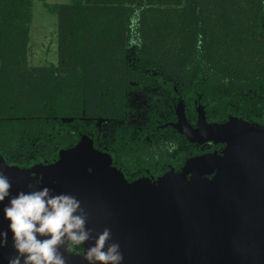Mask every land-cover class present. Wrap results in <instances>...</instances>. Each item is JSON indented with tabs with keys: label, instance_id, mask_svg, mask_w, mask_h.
Instances as JSON below:
<instances>
[{
	"label": "trees",
	"instance_id": "1",
	"mask_svg": "<svg viewBox=\"0 0 264 264\" xmlns=\"http://www.w3.org/2000/svg\"><path fill=\"white\" fill-rule=\"evenodd\" d=\"M44 6L56 16L58 59L33 65V0H0V154L7 164L54 162L61 149L86 135L128 181L156 178L170 168L180 171L189 157L223 148L191 143L163 126L176 121L178 102L191 125L198 105L208 122L233 116L264 125V0H69ZM137 10L143 46L129 49V17ZM133 85L157 87L164 102L140 123H119ZM99 119L109 122L105 133Z\"/></svg>",
	"mask_w": 264,
	"mask_h": 264
},
{
	"label": "water",
	"instance_id": "2",
	"mask_svg": "<svg viewBox=\"0 0 264 264\" xmlns=\"http://www.w3.org/2000/svg\"><path fill=\"white\" fill-rule=\"evenodd\" d=\"M175 115L164 126L191 143L223 144L220 153L192 156L180 171L131 181L86 135L48 164L18 167L0 154V172L11 183L10 196L0 202V232H7L0 264L16 255L4 207L19 192L44 187L74 195L93 230L81 252L59 249L66 264H88L85 251L105 228L120 246L121 264H264V125L233 116L208 122L198 105L193 126L182 102Z\"/></svg>",
	"mask_w": 264,
	"mask_h": 264
},
{
	"label": "clouds",
	"instance_id": "3",
	"mask_svg": "<svg viewBox=\"0 0 264 264\" xmlns=\"http://www.w3.org/2000/svg\"><path fill=\"white\" fill-rule=\"evenodd\" d=\"M140 15V10H137L129 17V49L143 46L138 32ZM10 189L8 177L0 172V202L10 196ZM3 212L4 218L10 221L8 228L13 234L12 246L16 252L8 264H66L59 251L62 246L66 245V250H71L92 239L93 230L86 227L88 214L74 195H53L47 187L19 192L9 200ZM111 239L108 228L96 236L94 246L84 254L88 264H121L120 246ZM5 246L7 232H0V247Z\"/></svg>",
	"mask_w": 264,
	"mask_h": 264
},
{
	"label": "rangeland",
	"instance_id": "4",
	"mask_svg": "<svg viewBox=\"0 0 264 264\" xmlns=\"http://www.w3.org/2000/svg\"><path fill=\"white\" fill-rule=\"evenodd\" d=\"M67 3L69 0H33L29 31V62L33 65L57 63L56 16L44 6ZM164 102L160 89L154 86L133 85L127 94V114L119 123L136 124L144 120L146 111ZM100 131L105 133L109 122L99 119Z\"/></svg>",
	"mask_w": 264,
	"mask_h": 264
},
{
	"label": "flooded vegetation",
	"instance_id": "5",
	"mask_svg": "<svg viewBox=\"0 0 264 264\" xmlns=\"http://www.w3.org/2000/svg\"><path fill=\"white\" fill-rule=\"evenodd\" d=\"M165 125V124H164ZM163 125V126H164ZM193 126H195V125H193ZM206 143H208V142H206ZM212 143V142H211ZM195 144V143H194ZM204 144V143H203ZM203 144H200L201 146L203 145ZM197 145H199V144H197ZM220 151H221V149H220ZM220 151H218V153H220ZM204 153H211V152H204ZM203 152H201V154H204ZM217 153V152H216ZM198 155H200V154H198ZM146 177H148V176H146ZM139 178V177H138ZM149 178H151V179H155V178H153V177H149ZM136 179V178H135ZM132 180H134V179H132ZM131 181V180H130ZM82 251V250H81ZM80 251V252H81Z\"/></svg>",
	"mask_w": 264,
	"mask_h": 264
}]
</instances>
